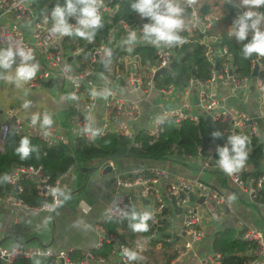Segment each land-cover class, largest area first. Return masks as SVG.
<instances>
[{
	"label": "built area",
	"instance_id": "2783aa9c",
	"mask_svg": "<svg viewBox=\"0 0 264 264\" xmlns=\"http://www.w3.org/2000/svg\"><path fill=\"white\" fill-rule=\"evenodd\" d=\"M49 3L50 0H0V48L22 46L31 49L35 56L33 62L39 64V71L33 80L25 83L26 90H41L49 84H60L66 91L69 110L65 120L58 121L52 113L41 107H36L30 114H26L23 105L3 104L8 92L1 83L0 72V152H4L9 134L40 141L42 151L75 146L78 140L92 144L97 137L104 138L109 134L134 141L142 131L155 142L163 133V122L173 120L181 124L189 120L198 124L201 118H209L211 126L223 136L246 134L249 138H259V127L264 119L263 57L253 56L250 61V75L241 77L230 50L214 33V21L203 13L196 0H177V3H181L190 13L183 30L186 41L195 43L196 38L199 39L210 65V74L206 80L191 79L185 89L174 85L167 89L155 88L156 74L160 70L170 68L175 60L174 50L171 47H155L153 56L148 60L146 58V63L143 64L139 54H134V49L148 43L139 38L134 45L123 43L132 29L137 30L139 37L141 26L130 25L122 18L115 19L119 11V1L102 0V20L109 26V43L87 40L84 45L75 48L69 45L71 36L58 38L50 35L52 9ZM241 13L236 12L235 18ZM251 35L250 32L249 36ZM118 48L119 54L101 73V62L109 56L105 49L110 50L112 54ZM83 55L85 57L81 62L80 57ZM19 62L17 58V63ZM255 71L256 77L253 76ZM193 86L197 89V114L189 112L190 107L186 102L180 107L168 110H163L162 104H159L160 112L153 117L151 126L141 131L135 130L134 125L142 118L144 105L156 91L161 95H172L178 90L189 94ZM250 89H254L261 99L256 116L232 107L227 102L230 96H238ZM222 90H226L230 95H225ZM73 96L74 99L70 98ZM100 103L102 114L98 123L96 112ZM34 113L51 114L53 125L44 130L39 124L33 126L30 118ZM88 125L100 129V135L94 139L85 135L82 130ZM45 131L48 132L47 136ZM246 151L250 153L251 146ZM73 157L76 155L73 154ZM201 169L223 175L231 182L238 195L250 203H255L259 193L264 191V167L257 176L246 175L242 170L228 175L218 166L213 148L208 150V155L201 161ZM78 171L80 165L76 163L59 179L51 181L42 167L15 165L8 174L10 180L6 181L11 192L0 195V204L21 208L36 215L53 214L60 207L62 200L60 192L55 190L61 191L64 179ZM116 179L118 192L96 225L99 236L97 249L110 245L112 250L109 258L85 251L82 252L81 259L74 260L72 251L18 243L0 248L1 262L13 264L17 260H43L44 264H111L110 259L115 257L119 264H143L144 251L154 243L161 244L164 211L173 199L182 211L186 238L175 258L178 263L203 240L204 218L209 216L217 219L225 204L223 194L202 179L179 175L166 168L148 167L116 171ZM25 182L36 183V195L42 199V205H29L22 198ZM190 195L193 196V201ZM146 202L148 208L144 211L152 213V218L147 221L150 227L148 237L139 242H131L107 231L106 223L131 220V212L142 213L138 205L143 207ZM239 239L254 245L246 264H264V231L246 230ZM126 249L135 252L138 258L130 261L124 255ZM202 264L223 263L221 255L214 252Z\"/></svg>",
	"mask_w": 264,
	"mask_h": 264
},
{
	"label": "crops",
	"instance_id": "0c3cea01",
	"mask_svg": "<svg viewBox=\"0 0 264 264\" xmlns=\"http://www.w3.org/2000/svg\"><path fill=\"white\" fill-rule=\"evenodd\" d=\"M203 1L204 0H196L203 13L210 16L214 21V33L219 37L222 44L227 46L230 50L229 46L223 41V33H229V29L235 19V13L240 11L243 12L244 10L235 0H206L213 6L212 9L219 8L221 4H223V6L230 4L234 8V16L231 17V21H229L230 26L228 30L221 31L220 26L222 24L218 26L217 23L222 19H217L211 13L209 9H211L212 6L208 11H204ZM183 9L186 26L190 13L184 7ZM261 27H264V25ZM196 39L197 41L195 43L200 45L199 39ZM171 48L174 50L175 60L179 59L180 52H175V46ZM231 54L233 56L232 52ZM236 66L239 68L238 65ZM14 68L15 65L13 66V71ZM0 72L1 81L8 92V96L3 99V104H15L20 106L24 105L26 102H30V106L26 108V114H30L32 109L36 107H41L52 113L58 121L65 120L69 110V100L65 89L60 84L53 83L41 90L32 91H27L25 84H23L21 88L11 87L8 89L7 87L12 86V83L3 78L5 76L3 71ZM238 72L241 77L249 76L251 73L250 68L248 75L242 76L240 74V69H238ZM255 73L256 75H254ZM161 76L155 80L156 89L164 87V89H167L172 86L171 84L158 86L157 82L161 79ZM253 76H257L256 71L253 73ZM188 85L189 84L181 88L185 89ZM222 92L225 95H230L226 90H222ZM155 93L156 94L144 105L142 118L139 123L134 125L136 131H141L151 126L153 117L160 112L158 108L159 104H162L163 110H168L174 109V107H180L183 105V102H186L190 107L189 112L192 114H197L198 112L196 109L197 102L195 103V99L197 101L196 86H193L189 94L181 93L179 90L176 92L174 91L172 95H161L157 91ZM227 102L232 107L244 110L251 116H256L259 113L261 99L254 89H250V91L242 92L238 96H230ZM101 114L102 105L100 103L96 112L98 123ZM259 131V138L264 142V119L260 124ZM201 161L200 158L187 160V164L183 167L172 163L165 164L158 161L139 160L136 158L113 159L110 161V165L113 166L117 172L154 167L166 168L173 173L187 177L193 176L194 178H200L213 185V187L218 189L225 198V204L217 219H212L209 216L204 218L202 223V230L204 232L203 240L195 246L187 257L178 263L175 262V258L179 250L183 247L186 238L183 231L182 211L177 205H174V200L172 199L163 215V239L161 244L154 243L149 246L142 254L143 262H148L150 264H167L160 250L165 245L167 247L171 245L172 250L174 252L176 251V255L170 260L169 264H202L206 258L214 253L212 250V243L216 232L226 228H233L238 233L239 231L253 229L264 231V204L250 203L243 199L238 195L231 182L223 175L217 172L202 170ZM263 167L264 163L262 165V168ZM242 169L245 170L246 173L254 171L253 168L248 165L244 166ZM61 192L63 193L61 205L53 214L40 213L36 215L21 208L0 204V243H3L2 247L6 248L18 243H23L32 246L50 247L54 250H79L85 252L96 249L99 241L96 225L104 214L109 202L118 192L116 177L107 179L101 177L99 172H96L94 175L81 173L79 171L74 172L62 182ZM65 197L68 198L65 199ZM246 203L254 205L249 206ZM138 208H140V212H143L148 208V203L146 202L143 207L138 205ZM120 233L136 235V242L145 239L144 237H140L142 232H134L132 229L126 232L121 231ZM127 240H129L128 237ZM110 262L111 264H119L115 257L111 258ZM0 264L3 263L0 262ZM13 264L20 263L15 262Z\"/></svg>",
	"mask_w": 264,
	"mask_h": 264
},
{
	"label": "trees",
	"instance_id": "16d2710c",
	"mask_svg": "<svg viewBox=\"0 0 264 264\" xmlns=\"http://www.w3.org/2000/svg\"><path fill=\"white\" fill-rule=\"evenodd\" d=\"M119 1V11L115 19L122 18L130 25H142L147 20H142L136 12L131 8L132 0H117ZM57 3L63 4V0H50L49 6L52 9ZM203 10L208 11L211 5L204 0ZM230 10V14L222 18L217 25L224 24L228 19L234 16V8L230 4L225 6ZM264 11V8L259 9ZM186 11V10H185ZM103 27L96 32L94 40L97 42L104 41L106 44L108 41L109 26L106 21H103ZM186 40L185 33L181 31L179 33ZM223 41L226 43L230 51L233 53L234 63L239 66L240 74L242 76L248 75L250 68V58L245 59L242 56L241 49L243 43H238L235 37L229 35V33H223ZM251 39V37H248ZM87 40L71 36L69 45L72 48L82 46ZM180 51L179 59L173 61L169 69H166L161 79L157 82V85L171 84L177 87H185L191 79L206 80L210 74V65L204 57V48L198 43H184L180 46H175ZM155 46L139 45L135 47L134 54L141 57V60L146 63V58H151L155 53ZM125 53V52H124ZM85 55L81 56V62ZM163 133L155 142H152L150 137L143 131L140 132L134 141H131L123 136L116 134H109L104 138L97 137L94 143L90 144L85 140H78L75 146H62L60 148H51L42 151V143L38 140L28 138L31 145L35 146L36 151L33 152L28 159L21 160L16 153V148L19 147V142L22 137L18 138L13 134H9L6 138L5 150L0 152V195L11 192L7 186L6 181L2 179L5 174H9L12 167L15 165L20 166H32L42 167L46 174L50 177L51 181L59 179L64 175L70 166L76 163L81 168L97 167L103 160L111 161L113 159L122 158H136L139 160L158 161L162 163H172L180 167L185 166L187 163L184 158H200L202 161L208 155V150L213 148L214 158L217 161V147H223L228 144V136L220 135L218 138H214L212 133L217 132L215 128L210 126L209 122L205 118H201L198 124H195L189 120L177 124L173 120H168L162 123ZM208 139L204 140L206 136ZM248 137L246 134H240ZM135 144H139L136 146ZM251 146L250 153H247V160L244 166H251L253 172L246 173V175L257 176L262 172V165L264 163V142L257 137L249 138L246 149ZM204 150V151H203ZM73 154L76 157H73ZM80 172V171H79ZM194 178L193 176H188ZM204 181V180H202ZM205 182V181H204ZM207 183V182H206ZM209 184V183H207ZM211 185V184H209ZM213 187V185H211ZM24 193L22 198L29 205H42L43 201L36 195V183L25 182ZM255 203L264 204V191H261L258 197L255 199ZM134 221H110L105 224V227L109 233L118 235L121 239H128L131 242L137 239L136 235H126V233H120L121 231H128L131 229L130 224ZM149 225V224H148ZM130 228V229H129ZM233 228H226L220 230L214 234L212 250L221 255V261L223 264H246L249 252L253 249V244L242 242L239 239L240 234ZM150 234V227L147 232H142L140 237H148ZM239 235V236H238ZM112 247L105 245L100 249L91 250L97 255L109 258ZM164 255V259L167 264L176 255V251L172 250V246L165 245L160 250ZM82 251L72 250V258L74 260L81 259ZM20 264H44L43 260L24 261L17 260ZM14 262V263H15ZM143 264H150L144 262Z\"/></svg>",
	"mask_w": 264,
	"mask_h": 264
},
{
	"label": "clouds",
	"instance_id": "9594fccd",
	"mask_svg": "<svg viewBox=\"0 0 264 264\" xmlns=\"http://www.w3.org/2000/svg\"><path fill=\"white\" fill-rule=\"evenodd\" d=\"M241 5L247 10L234 19L229 35L235 37L238 43H243L241 49L243 58L264 57V27H261L264 25V11L259 10L264 8V0H241ZM102 7V0H63V4L57 3L50 12L52 21L49 29L50 35L58 38L76 36L89 42L93 41L97 30L103 27ZM131 8L147 22L139 30L141 33L139 37L137 30H130L123 41L124 44L134 45L138 38L157 48L180 46L186 43L185 38L179 34L185 28L184 9L177 3V0H132ZM70 20L75 22L70 23ZM250 32L252 33L251 39H248ZM105 52L107 55L111 54L108 49H105ZM17 58H19V64H17ZM34 60L35 56L31 49L22 46L0 48V71L5 73L3 78L16 87L36 77L39 64L33 62ZM29 106L30 102L23 105L25 108ZM30 122L33 126L39 124L44 130L50 128L54 120L51 114L34 113L31 115ZM82 131L93 139L100 135V129L91 125L86 126ZM44 134L47 136L48 132L45 131ZM212 135L218 138L221 133L213 132ZM247 143L248 137L234 134L228 137L227 145L217 147V164L226 174L232 175L244 167L248 155ZM35 151V146L31 145L27 137H22L19 147L16 148V153L21 160L28 159ZM2 179L9 181L10 177L5 174ZM55 191L63 194L60 190ZM151 218L150 211L142 213L132 211L130 219L134 222L130 224V227L134 232H147L149 229L147 221ZM124 255L130 261L138 258L135 252L127 249Z\"/></svg>",
	"mask_w": 264,
	"mask_h": 264
},
{
	"label": "water",
	"instance_id": "95a60500",
	"mask_svg": "<svg viewBox=\"0 0 264 264\" xmlns=\"http://www.w3.org/2000/svg\"><path fill=\"white\" fill-rule=\"evenodd\" d=\"M119 51L120 49H116L111 55H109L105 60H103L101 62V65H100V72L103 73L106 69V66L108 65V63L110 61H112L118 54H119ZM165 72V69L163 70H160L157 74H156V77H155V80L158 79L159 76H161L162 74H164ZM256 75V73L254 74ZM196 99H195V103H196ZM210 126H211V120L209 118H207ZM209 135L206 136L204 138V140L208 139ZM204 151V150H203ZM80 172L81 173H88L90 175H94L96 172H99L101 174V177H104V178H107V179H110V178H115L116 177V170H114L113 166L110 165V161L108 160H103L101 162V164L97 167H91V168H81L80 169ZM190 199L193 201V196L190 195ZM174 205L176 206L175 202L173 201ZM166 211V210H165ZM164 211V212H165ZM2 244L3 243H0V248L2 247ZM1 262V260H0Z\"/></svg>",
	"mask_w": 264,
	"mask_h": 264
},
{
	"label": "rangeland",
	"instance_id": "374dc122",
	"mask_svg": "<svg viewBox=\"0 0 264 264\" xmlns=\"http://www.w3.org/2000/svg\"><path fill=\"white\" fill-rule=\"evenodd\" d=\"M238 4H239V6L245 11V10H247V9H245L244 7H242V5H241V0H235ZM179 5L183 8V6H182V4L181 3H179ZM212 6V5H211ZM213 8V6L211 7V9H209L210 11H211V13L217 18V19H222L223 17H225L226 15H229V12H230V10L228 9V8H226L225 6H223V4H221V6L219 7V8H216V9H212ZM229 21H231V18L230 19H228L227 21H226V23H224V24H222L221 26H220V30L221 31H225V30H228V28H229ZM175 52L176 53H178V52H180L178 49H175ZM1 83H2V81H1ZM3 84V83H2ZM6 85H7V83H6ZM23 86V85H22ZM22 86H20V87H16L14 84H12V86H10V87H7L8 89L9 88H11V87H15V88H21ZM5 87V86H4ZM13 100H14V98H13ZM247 205H251V206H253L254 204H250V203H246ZM134 242H136L135 240H134Z\"/></svg>",
	"mask_w": 264,
	"mask_h": 264
},
{
	"label": "bare ground",
	"instance_id": "6f19581e",
	"mask_svg": "<svg viewBox=\"0 0 264 264\" xmlns=\"http://www.w3.org/2000/svg\"><path fill=\"white\" fill-rule=\"evenodd\" d=\"M166 71V70H165Z\"/></svg>",
	"mask_w": 264,
	"mask_h": 264
}]
</instances>
